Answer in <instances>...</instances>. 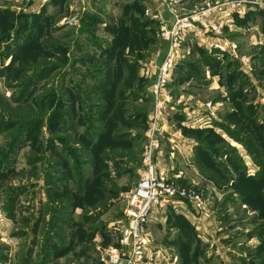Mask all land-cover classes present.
I'll return each mask as SVG.
<instances>
[{
    "label": "rangeland",
    "instance_id": "1",
    "mask_svg": "<svg viewBox=\"0 0 264 264\" xmlns=\"http://www.w3.org/2000/svg\"><path fill=\"white\" fill-rule=\"evenodd\" d=\"M135 1L143 0H0V264H104L119 246L125 195L140 179L155 112L150 85L167 48H157V33L149 51L113 39L123 19L137 35L130 15L123 18ZM217 1L175 3L188 11ZM254 1L235 13L242 30L224 31L229 52L198 53L194 34L183 46L169 86L180 107L169 120L172 134L194 144L188 154L175 148L170 176L204 193L205 226L200 232L176 216L152 228L155 264H264V0ZM143 4L159 21L157 7ZM89 12L101 21L90 24ZM120 77L135 82L115 93ZM198 109L205 123L188 125ZM100 127L103 138L92 130ZM111 130L122 131L120 144L110 142ZM69 147L90 160L84 170ZM111 153L124 159L103 168ZM100 176L111 197L98 191Z\"/></svg>",
    "mask_w": 264,
    "mask_h": 264
},
{
    "label": "built area",
    "instance_id": "2",
    "mask_svg": "<svg viewBox=\"0 0 264 264\" xmlns=\"http://www.w3.org/2000/svg\"><path fill=\"white\" fill-rule=\"evenodd\" d=\"M178 0H167L168 6ZM247 4H255L254 0H222L208 4L188 14H174L171 23L162 22L157 36L166 43V51L157 67L155 79L150 85V92L155 99V112L150 126L145 132V149L140 179L136 186L125 195L126 223L119 228V246L110 247L102 258L104 264H154L155 251L152 247V231L150 225L169 214L170 210L179 213L183 205L190 206L202 215L205 210V199L202 191L180 185L170 178L167 172L157 163V152L160 148L162 119L176 109L170 100V83L178 63L185 57L186 39L191 34L201 31L203 36L213 37L206 46L218 53L229 52L233 47L227 37L221 36L225 25L231 22L234 13ZM149 10L146 14H149ZM157 17V15H155ZM212 36V37H211ZM205 42V38L203 39ZM206 43V42H205ZM188 125H203L206 121L203 113L192 110L187 113ZM173 148L178 146L171 140ZM195 213L194 220L198 221Z\"/></svg>",
    "mask_w": 264,
    "mask_h": 264
},
{
    "label": "crops",
    "instance_id": "3",
    "mask_svg": "<svg viewBox=\"0 0 264 264\" xmlns=\"http://www.w3.org/2000/svg\"><path fill=\"white\" fill-rule=\"evenodd\" d=\"M179 1L181 2L182 0H178L177 2H179ZM196 1L197 0H193V3H195ZM143 2L145 3V5L146 4L148 5L149 3H151V4L153 3V6H156L157 7L159 13H155V12H152V13H155V15H157V17L160 19L159 20L160 22L162 21V22H166V23H171L173 21L174 14H178V13L179 14H181V13L188 14V13H191L192 11H194L196 8H198V6L197 7L195 6L196 8L194 7L191 10H188V11H180V8H181V5L180 4L174 3L173 5L168 6L167 0L166 1L165 0H145ZM130 3L128 2V4H130ZM190 4H192V2ZM148 7H145V11L146 10H149L150 11V9ZM181 10H184V9H181ZM155 15H154V17H155ZM237 19H240L239 14H235L234 13V15H233V17L231 19V22L224 26L221 36L228 37L227 35H224V31L225 30H228V29L229 30H234V29L237 30V29H240L239 27H242V26L237 25L235 23V21ZM156 20L158 21V19H156ZM131 22H132V20H131ZM240 30H242V29H240ZM191 36H192L191 34L188 36V38L186 39V43L190 44L192 42L190 40L191 39ZM195 36H196V42L193 43V45L196 46V51L198 53L199 52L204 53L203 50H205V51L207 50V52L209 51L211 53L213 52L212 51L213 49H209L206 46L213 39L212 36H211L212 38H210L209 36H203V33H201V31H197L195 33ZM195 36H193V37L195 38ZM204 38H205V42L206 43L203 42V39ZM161 44L162 45L165 44L162 39L160 40L159 43H157V45H158L157 48H159L161 46ZM150 47H152V44H151ZM147 51H149L148 48H147ZM147 51H145V52H147ZM165 51H166V48L162 51L163 52V55H164ZM152 52H154V50ZM211 53H209V55L212 56ZM162 58H163V56H162ZM162 58H161V60H162ZM186 72H187V70L184 71L183 74H186ZM178 106L180 107V104L179 105L177 104L176 105V109L170 111V114H173V112L177 111V107ZM169 116L167 118H163L162 119V122L160 124V126L162 128V135L159 136V138H160V148H159V150L157 152V163H158V166L161 169L165 170L167 172V174L169 175V177L172 178L170 176V174H172V171L171 170L174 168L172 166L174 164V162H173L172 159L175 156V153H177L179 151V152L187 153L188 154L193 149V144L194 143H193V141L188 142L187 139H183L182 140V138H180L178 136V133L177 134H172L173 133V126H176V122H171L169 120ZM171 140H176L177 141L178 146L176 148L179 149L177 152H175V147L173 148L174 144L172 143ZM167 146L169 147V151L164 150ZM188 150H189V152H188ZM142 165H143V161H142ZM180 173H181V171H179V172L177 171L176 175L177 176H180ZM179 211H180L179 213H177V212L174 213V211L170 210L169 214H167L166 216H164L158 222L156 221L155 223H152L150 225L151 231H152V228H153V230L156 229L157 227L158 228L159 227L165 228L166 225L170 222V220L173 219L174 217H176L173 214H177V215H179V217L186 218L192 224H195V225L196 224H200V225H198L197 229L201 230L200 232H203V228L205 226V224H204L205 222L203 221V219L200 222H197V221L194 220V215H195L196 212L190 206L187 207V206L183 205L182 208H180ZM203 215H204V213H203ZM154 246H156V245H154V243H152V247H154Z\"/></svg>",
    "mask_w": 264,
    "mask_h": 264
},
{
    "label": "trees",
    "instance_id": "4",
    "mask_svg": "<svg viewBox=\"0 0 264 264\" xmlns=\"http://www.w3.org/2000/svg\"><path fill=\"white\" fill-rule=\"evenodd\" d=\"M143 1H145V0H143ZM143 1H135L134 3H133V5H130L129 4V6H126L125 7V11H124V17L123 18H126V15L127 14H129L130 15V17H131V20H132V22H133V24H132V30L135 32H137V35L135 36V33H134V35L132 36V34H129V32L127 31V29H126V24H125V22L123 21V20H125V19H123L121 22H122V24L119 26V27H114L113 28V31H114V33L115 34H113V36H114V40H117V38H122V39H126V41H127V45L125 46V47H128L129 49L131 48V47H129V44H131V43H133V42H131L130 40L131 39H134V41L135 42H138V44H135L134 46H136L137 47V49L138 50H144V49H147V48H149L150 46H151V44H153V43H155V41L156 40H154V37L153 36H155V33H157V30H158V28H159V24H160V21H156V20H152V18L151 17H148L147 15H146V13H145V6H144V4H143ZM134 8H136L137 9V11H138V13H139V17H134ZM87 15L89 16V22L91 21V23L90 24H96V22L98 23L99 21H101V19L100 18H98V17H96V15L95 14H93V13H87ZM128 16V15H127ZM156 23V22H158L157 24H156V27H155V29H152V30H150L148 27L150 26V25H152L153 23ZM114 29H117L119 32H116ZM108 30H110L111 31V26L108 28ZM155 30V31H154ZM117 33H118V35H117ZM129 35V36H128ZM133 46V45H132ZM106 54V56H110V58L112 59V57L114 58V56L112 55L113 54V50H111L110 49V47H107V48H105L104 49V55ZM121 54V56H122V54L123 53H120ZM123 57V56H122ZM124 60L125 61H129L130 63L129 64H131V61L128 59V56H125L124 57ZM103 70V69H102ZM101 72V71H100ZM94 73V72H93ZM104 73V75H105V73H108V70H106V69H104L103 71H102V73L101 74H103ZM122 75H124V73H122L120 76H122ZM126 75V74H125ZM134 78V77H133ZM132 77H120V78H118V79H116L117 80V82H115V81H113V90H114V92L115 93H117V92H119V91H121V92H119V93H122V92H124V88H125V90L127 89V88H129V86L130 85H132L134 82H135V80L133 79ZM128 86V87H127ZM89 110V109H88ZM90 118V117H89ZM95 118V117H94ZM140 117H138V118H136L135 119V115L133 116V117H131V118H129V120H136V122H138V120L137 119H139ZM91 119H92V116H91ZM95 121V120H94ZM146 120H144V122H145ZM146 126V125H145ZM102 127V126H101ZM101 127H100V129H94V128H92V130H93V132H95V131H100V132H102V138L103 137H105V135L107 134V132H103L102 130H101ZM106 129H108V128H106ZM109 130H110V128H109ZM89 134H91L92 136H93V134L92 133H89ZM123 136V134H122V131H114L113 133H112V130H111V134H110V142H112V143H119L120 144V138ZM105 142V141H104ZM77 145V144H76ZM70 149H69V151H70V156L72 157V162L75 164V166H76V168H78V166L79 165H81V168L83 169V165L82 164H84L85 165V167L88 165V164H90L91 162H90V160L88 159H86V161L83 163L82 161H80V159L77 157L78 155V152H79V150L77 149V148H71V147H69ZM108 158H114V159H112V160H116V161H119V162H121L120 161V159L121 160H123L124 158L122 157V156H119V155H116V154H114V153H111V154H109L107 157H103L102 158V162H103V168H105L106 167V165H105V163H106V160L108 159ZM93 164V163H92ZM122 164V163H121ZM120 164V165H121ZM120 165L118 166V168H117V172L119 173V171H118V169L120 168ZM80 167V166H79ZM92 168H94L95 169V164H94V167H92ZM96 169L97 170H100V167L98 166V165H96ZM84 170V169H83ZM86 170V172H88V170H87V168L85 169ZM102 171V170H101ZM84 172V171H83ZM82 178V177H81ZM98 183V191L100 192V194L101 195H103V196H107V198L110 196H112V194L110 193L109 194V192L106 190V188H105V185H106V181L104 180V178L102 177V176H100L99 177V179L98 180H96V182H95V184H97ZM173 215H175V216H179V215H177V214H173ZM172 215V216H173ZM181 215V214H180ZM118 240V242H119V239H117Z\"/></svg>",
    "mask_w": 264,
    "mask_h": 264
}]
</instances>
